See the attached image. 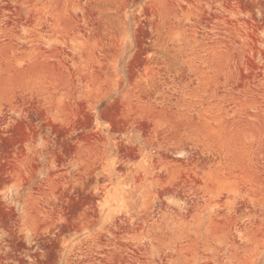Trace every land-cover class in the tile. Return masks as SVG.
<instances>
[{"label":"rangeland","instance_id":"1","mask_svg":"<svg viewBox=\"0 0 264 264\" xmlns=\"http://www.w3.org/2000/svg\"><path fill=\"white\" fill-rule=\"evenodd\" d=\"M0 264H264V0H0Z\"/></svg>","mask_w":264,"mask_h":264}]
</instances>
